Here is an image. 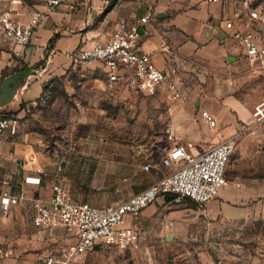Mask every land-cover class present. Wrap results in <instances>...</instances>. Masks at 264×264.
<instances>
[{"label":"crops","instance_id":"0c3cea01","mask_svg":"<svg viewBox=\"0 0 264 264\" xmlns=\"http://www.w3.org/2000/svg\"><path fill=\"white\" fill-rule=\"evenodd\" d=\"M248 5L258 11L264 10V0H248ZM10 8L14 10V18L21 21H27L34 11L42 14L29 42L20 47L19 56L13 53L11 41L5 38L0 24V111L13 112L21 104L15 111L20 122L17 134L1 140L3 157L0 161L5 168L0 178V191L2 181L6 179L11 193L22 192L24 196L11 205L7 214L0 211V245L5 250L3 262L6 264L33 262L71 241L62 228L44 230L32 224V198L50 195L55 180L52 167L59 156L64 155L65 161L56 180L70 192L73 200L93 205L117 203L169 172L165 169L168 166L160 163V156L153 154L156 148L159 149L158 140L150 144L147 154L144 145L139 144L140 150L128 157L130 161L117 159L112 164L122 172L129 170L128 176L123 178L126 182L121 179L120 183L113 182L115 190L125 189V195L118 197L102 187L107 177H114L98 171L101 163L93 162L94 175H102L100 180H85L88 174L85 177L79 168L81 161L94 159L85 155L90 150L82 148L70 154L51 155L43 148L44 134L33 125L34 120L21 119V116L25 113L24 104L30 107L44 100L53 90L54 83L71 91L68 99L75 103L93 98L120 106V111L129 108L132 112L141 99L156 101L153 95L159 96L167 103L165 116L168 126L175 130V141L190 140L195 151L204 150L232 134L241 122L249 119L254 104L264 96V68L256 69L248 62L243 48L232 37V30L225 27L227 20H232L234 27L250 21L258 28L260 43L264 45V25L247 16L241 0H67L49 13L44 12L43 0H12ZM235 10L241 11V17L234 16ZM147 12L150 17L140 22L139 18ZM119 22H137L139 47L150 51L154 64L165 72L164 80L154 92L145 93L125 84L107 89L100 63L86 67L71 64L68 58L71 51L89 46L95 40L107 39ZM165 43L171 46L170 51L163 49ZM173 69L179 76L176 84L180 96L177 98L172 97L167 88ZM36 70H41L40 74L28 79V75ZM201 110H207L213 116L214 126L202 119ZM150 133L152 131L145 128L141 130V137ZM171 143H164V146ZM130 144L134 147L135 142ZM31 154L35 156L34 163L29 160ZM141 161L149 162L139 168ZM145 165L148 167L144 168ZM35 168L42 172L37 173ZM106 168L109 172L110 168ZM225 174L224 185L231 184L233 188L222 189L219 194L224 195L223 198L200 205L204 217H227L237 225L253 226L263 220L264 124L238 138L235 150L226 162ZM27 175L39 176L40 183L24 182ZM99 190L103 192L98 193ZM162 202L167 201L158 196L152 204ZM150 209L148 205L138 215L149 213ZM138 215H127L124 224L137 228L132 220ZM175 223L183 225L185 221L176 220ZM254 228L259 233L262 250L242 257L241 264H264V225ZM244 229L248 231L252 227ZM46 237L52 245L48 250ZM89 252L77 264H83ZM199 257L202 263L215 264L207 247L201 248Z\"/></svg>","mask_w":264,"mask_h":264},{"label":"built area","instance_id":"2783aa9c","mask_svg":"<svg viewBox=\"0 0 264 264\" xmlns=\"http://www.w3.org/2000/svg\"><path fill=\"white\" fill-rule=\"evenodd\" d=\"M67 0H43L44 12L49 13L55 7ZM210 2L225 0H207ZM242 6L250 19L264 25V10L250 8L248 0H241ZM14 10L8 8L0 14L2 32L9 38L12 51L21 55L20 47L26 45L41 18L40 11L31 13L27 21L14 18ZM147 12L139 18L145 22L150 17ZM240 10L234 11V16L241 17ZM225 27L231 29V35L243 48L248 62L256 69L264 68V45L260 43V32L250 21L241 27H234L232 20L225 22ZM139 31L137 22H119L105 40H95L89 46L79 47L68 54L74 66H92L100 63L105 72V86L114 89L117 84H125L145 93L154 92L164 80L165 72L159 69L150 51L143 50L138 45ZM163 49L170 51L168 43ZM41 70L28 75V79L37 77ZM173 77L167 83L171 96H180L176 81L179 76L172 70ZM72 95L71 91L66 92ZM202 119L209 125H215V119L207 110H201ZM19 118L9 112L0 111V157H3L1 140L4 137L15 136L19 127ZM264 124V96L254 104L248 120L241 122L239 127L229 136L211 144L201 151H195L193 142H176L175 130L168 126L167 139L171 145L163 146L160 163L171 167V170L159 179L144 186L139 191L125 199L104 205H93L87 201H75L70 192L61 184L56 174L62 169L65 156H59L53 164L54 181L51 184L50 195L46 198H32V224L35 228L51 230L62 228L65 236L71 239L54 251L38 257L33 262H16L14 264H77L83 256L92 251L95 246L115 247L120 250L138 249L145 234L140 229L124 224L127 215L136 216L149 204L162 196L170 203H180L189 198L197 204H204L215 196L219 187L226 183L225 165L234 152L238 138L252 129ZM31 154L29 160L35 162ZM145 165L144 168H147ZM37 173L42 172L35 168ZM26 183H40V177L24 176ZM23 193H11L8 180L2 181L0 191V211L7 214L11 205L23 199ZM5 250L0 245V264L3 262Z\"/></svg>","mask_w":264,"mask_h":264},{"label":"rangeland","instance_id":"374dc122","mask_svg":"<svg viewBox=\"0 0 264 264\" xmlns=\"http://www.w3.org/2000/svg\"><path fill=\"white\" fill-rule=\"evenodd\" d=\"M11 5L12 0H0V14ZM5 38L8 40V37ZM54 88L36 105L27 107L24 104L25 113L21 119L28 117L34 120L33 125L44 134L43 148L51 155L61 152L70 154L82 148L90 150L85 155L93 156L94 159L81 161L79 168L85 177L88 174L85 180H100L102 175H94L93 162H97V165L101 163L98 171L115 178L107 177L102 187L122 197L125 189L121 187L115 190L113 182L120 183V179L121 182H126L123 178L128 176L129 170L122 172L112 164L117 159L130 161L128 157L140 150L139 144L144 145L145 154L149 153L150 144L156 140L159 142V149L156 148L153 154L160 156L164 143L170 142L166 137L168 119L165 116V99L153 95L156 101L141 99L133 107L134 111L131 112L129 108L120 111V106L98 102L93 98L75 103L68 99L70 96L67 95L66 88L59 87L56 83ZM145 128L152 131L151 136L141 137V130ZM131 142H135L134 147ZM231 156L232 154L230 158ZM145 162L149 161L139 162V168ZM106 166L110 168L109 172L106 171ZM3 168L5 167L0 161V178L4 173ZM165 169L170 171L171 167ZM229 188H233V185H222L210 200L223 198L224 195L219 193L222 189L226 191ZM149 208V213H141L132 220L133 225L145 234L138 249L122 251L115 247L95 246L87 254L83 264H205L199 259L203 247H207L215 264H241L242 261L239 260L242 257L246 258L250 256L249 253L262 250L259 233L254 227L264 225V219L253 226L250 223L237 225L227 217L206 218L202 206L189 199L180 203L149 204ZM176 220H184L185 224L175 223ZM246 226H251L252 229L247 231L244 229ZM48 237L46 250L52 247Z\"/></svg>","mask_w":264,"mask_h":264},{"label":"trees","instance_id":"16d2710c","mask_svg":"<svg viewBox=\"0 0 264 264\" xmlns=\"http://www.w3.org/2000/svg\"><path fill=\"white\" fill-rule=\"evenodd\" d=\"M55 37V34L53 36H51L50 40H49V44L52 42V39ZM13 115H16V112H10Z\"/></svg>","mask_w":264,"mask_h":264},{"label":"water","instance_id":"95a60500","mask_svg":"<svg viewBox=\"0 0 264 264\" xmlns=\"http://www.w3.org/2000/svg\"><path fill=\"white\" fill-rule=\"evenodd\" d=\"M20 106H21V104L19 106H17L15 109H13V112H15L17 109H19Z\"/></svg>","mask_w":264,"mask_h":264}]
</instances>
